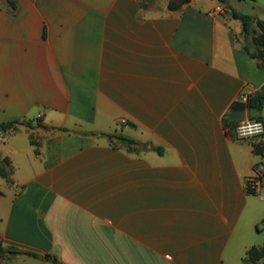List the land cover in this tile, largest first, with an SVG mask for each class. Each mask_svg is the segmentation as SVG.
<instances>
[{"label": "crops", "instance_id": "1", "mask_svg": "<svg viewBox=\"0 0 264 264\" xmlns=\"http://www.w3.org/2000/svg\"><path fill=\"white\" fill-rule=\"evenodd\" d=\"M13 2L0 0V121H14L0 240L39 255L0 264H264L243 259L264 243V191L247 184L264 135L233 131L264 123V94L240 97L264 62L231 0Z\"/></svg>", "mask_w": 264, "mask_h": 264}, {"label": "trees", "instance_id": "2", "mask_svg": "<svg viewBox=\"0 0 264 264\" xmlns=\"http://www.w3.org/2000/svg\"><path fill=\"white\" fill-rule=\"evenodd\" d=\"M7 4V8L12 10L14 8L13 0H5ZM190 0H168L167 5L170 8H178L182 4L188 2ZM223 1V0H220ZM230 11L232 17L238 18L240 20L241 31L243 35V48L246 52L256 58V62L258 66H261L264 62V23L263 19L259 17L251 16L247 13H243L231 6H227ZM264 94V85L260 87V89L253 91L252 93L247 95L246 101L249 102L251 106L259 107L262 103V98ZM262 121L260 117H255ZM14 121H0V128H5L9 125H12ZM263 122V121H262ZM264 124V123H263ZM112 135V134H108ZM264 135L263 133L260 135ZM118 138L125 140L128 143L136 142L134 139L126 137L124 135H116ZM159 150V147H156ZM264 166V163H263ZM12 171V166L7 156L0 154V176L4 177L7 181H10V173ZM264 170L261 168L260 176L264 180ZM15 252H24L33 256L39 255L34 250L29 249H21L11 245H4L0 240V255L4 253H15ZM43 256L48 259H51V262L54 264H62L58 261L54 256L50 257L49 253H44ZM264 256V243L260 245H251L245 251V255L243 257L244 260H248L251 262H256Z\"/></svg>", "mask_w": 264, "mask_h": 264}, {"label": "built area", "instance_id": "3", "mask_svg": "<svg viewBox=\"0 0 264 264\" xmlns=\"http://www.w3.org/2000/svg\"><path fill=\"white\" fill-rule=\"evenodd\" d=\"M219 5H216V9H219ZM248 94H240L241 99L246 100ZM120 123H124L125 119H119ZM14 127L9 125L5 128H0V139L13 132ZM233 131L237 137L248 138L260 136L264 131L263 122L255 117H245L235 122L233 125ZM261 168L248 179L247 184L253 188L256 192L264 191V180L260 176Z\"/></svg>", "mask_w": 264, "mask_h": 264}, {"label": "rangeland", "instance_id": "4", "mask_svg": "<svg viewBox=\"0 0 264 264\" xmlns=\"http://www.w3.org/2000/svg\"><path fill=\"white\" fill-rule=\"evenodd\" d=\"M232 7L247 14H256V15H251L254 17H262L263 23H264V0H231ZM234 23H237L238 26H240V20L238 18H234ZM260 159H264L263 156H259ZM263 170L264 166L262 165ZM261 167V168H262ZM264 173V172H263ZM264 176V175H263ZM251 194V193H250ZM253 196L257 197L260 202H259V207L256 209L258 211H264V192L262 193V199L259 197L257 194H252ZM258 225L260 229L262 230L256 237L258 238L259 241H263L264 238V218H261L260 221H258Z\"/></svg>", "mask_w": 264, "mask_h": 264}]
</instances>
